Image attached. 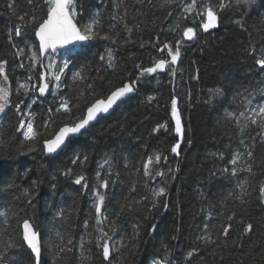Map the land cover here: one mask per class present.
<instances>
[{"label": "trees", "instance_id": "16d2710c", "mask_svg": "<svg viewBox=\"0 0 264 264\" xmlns=\"http://www.w3.org/2000/svg\"><path fill=\"white\" fill-rule=\"evenodd\" d=\"M12 2L0 0V61L8 62L6 72L13 89L11 103L0 119V211L8 208L18 215L11 218L7 232L0 228L4 264H34V254L20 236L24 218L41 233V264H154L165 260L167 264H264V198L260 196V187L264 186V142L257 135L262 129L248 122L241 132L234 119L228 117L230 112L246 111L248 100L253 108L264 103V69L256 63L264 54V0L253 4L228 0L223 10H219L221 0H197V11L208 3L218 12V27L207 32L202 29L205 17L183 12L191 0H177L171 7H162L163 0H76L78 23H86L99 13L103 31L110 36L119 32V37L116 44L97 38L70 47L75 54L61 87L57 89L50 83L51 92L44 98L38 92L25 95L20 90L17 94L15 89L19 83H41L42 69H30L27 45L38 43L36 24L28 21L34 9L36 16L43 17L46 5L44 0H34L31 5L28 0H15L10 8ZM115 4H119L122 20L111 19ZM25 13L21 21L19 16ZM125 23L139 26L133 28L131 42L127 43ZM112 24L114 29L109 27ZM17 27H21L20 37L15 35ZM187 27L196 30L192 41L183 38L182 31ZM178 42L181 57L175 79L168 71L140 78L136 95L112 115L71 140L56 157L46 154L43 140L50 139L63 124L71 123L65 113L56 112L60 99L67 97L75 104L74 97L84 87L72 81L74 72H81L93 85L95 96L85 92L91 103L136 80L141 68L153 66L161 58L170 59L167 50L158 49L165 43L175 48ZM17 48L25 49L23 56L17 57ZM109 48L116 58L115 69L107 66ZM101 55L105 60L100 59ZM64 58V51H58L55 63L59 65ZM29 74L32 81L27 80ZM149 96L155 99L149 101ZM174 97L179 101L182 141L171 114ZM33 98L35 104L31 103ZM20 101L21 110L30 107L35 126L43 132L36 143L24 142L16 130L21 117L15 105ZM87 106L81 102L73 112L82 116ZM45 123L47 129L42 127ZM160 125L167 127L154 131ZM177 143L179 155L172 151ZM245 145L252 146L251 159ZM236 152L243 155V160L233 175L230 161ZM157 153L161 162L152 168L162 171L164 177H156L145 187L143 165ZM85 155L86 162L73 163L77 156L82 160ZM106 157L113 161L111 176L106 175L107 167L99 168ZM245 161L252 166L251 173ZM136 169H140L139 174ZM98 171L102 179L109 181L104 207L109 220H115L114 231L107 222L105 230L123 244L113 247L110 260H105L96 246L93 193ZM79 175L85 176L87 189L83 182L75 183ZM133 181H138L134 192ZM158 187L166 188L164 196H153L152 189ZM122 204L127 205L123 211ZM228 223L232 225L229 236L218 235L220 226ZM249 223L252 231L245 234ZM205 224L217 243L205 244L198 239L205 234ZM10 237H15V244L9 248L6 245ZM69 239L71 244L67 243ZM82 239L87 257L83 261L79 246ZM60 247L65 250L57 256ZM194 248L198 254L189 258Z\"/></svg>", "mask_w": 264, "mask_h": 264}, {"label": "snow or ice", "instance_id": "6c2138e0", "mask_svg": "<svg viewBox=\"0 0 264 264\" xmlns=\"http://www.w3.org/2000/svg\"><path fill=\"white\" fill-rule=\"evenodd\" d=\"M34 0H28L29 5L33 4ZM238 2H243L245 4H253L255 0H238ZM12 3L9 4V7H13ZM177 0H163L162 7H171L173 4H176ZM44 4L46 5V12L43 17H38L35 15V9L33 10V15L30 17L28 23H35V36L38 38V45H27L30 50V56L28 59L30 60V69L34 70L36 66H39L42 71L40 73V81L41 83L37 85L36 83H19L15 89V92L19 94L20 90H23L24 94L27 95L29 92H38L40 96L45 95L49 90V85L54 84L55 88L59 89L61 87L62 77L65 76L66 70L69 68V64L71 62L72 56L75 54L73 48H69V45H75L76 42L89 41L93 39H104L110 40L112 44L117 43V39L119 37V32L116 33L115 36H110L108 33L103 31L104 25L102 23V19L100 14L97 13L95 18L90 19L88 22L80 24L78 23L77 17V5L76 0H44ZM228 6V0H221L219 5V10H223ZM184 13H192L196 12V15L205 17L202 22L203 31L207 32L209 29L216 28L219 25V16L217 10L214 9V6H209L208 3H204L199 11H197V0H191V2L183 7ZM114 15L111 16L113 21L122 20L123 17L119 16V4L114 5ZM171 15V12L168 13ZM20 15L19 19L21 21L24 20L25 16ZM124 15H127V10L125 9ZM186 18V17H185ZM110 28H115V24L109 26ZM138 28L139 26H128L127 23L124 24V31L127 33V38L125 43L131 42V34L133 32V28ZM15 35L17 37L21 36V27H17L15 29ZM183 38L192 41L196 38V30L193 27H187L182 31ZM11 38V36H10ZM157 43L159 42V38L157 37ZM151 43V42H149ZM16 47L15 45H13ZM58 49H64V55L66 58L62 60V63L57 65L55 63L54 57L58 54ZM167 50V55L170 59H158L154 62L153 66L141 68L136 80L123 84V86L116 88L111 91V93L104 99L97 98L93 102L89 103L87 97L85 96V92H87V96H95V90L91 83L87 82V77L82 75L81 72H74L72 74V81L75 83L77 81L80 82V85H84V87H80L79 93L74 99L76 103L73 104L67 97H62L60 99L59 107L56 109V112L65 113V119L71 121V123H65L63 126L59 127L57 131H55L50 139H44L43 145L47 153L52 154L56 153L58 150L62 148L69 140L70 136H75L77 134H84V130H87L89 125L97 121V118L102 114H107L114 106L118 105V102L122 101L125 97H128L129 94L133 93L136 88V82L140 78L148 75L152 76L156 74L158 71H168L171 77L175 79L177 75L178 68L176 65L178 64L181 57V44L178 42L173 48L170 44L165 43L163 47H160L158 51L164 52ZM24 48H17L16 55L17 57H21L24 55ZM107 53V66L111 69H115L117 67L116 58L113 56L112 49H106ZM100 59L105 60V56L101 55ZM47 61V62H46ZM7 60L0 61V113H4L5 109L10 105V97L13 94V89L9 84V77L6 72ZM257 65L264 69V54L261 55V58L257 59ZM24 64L21 62L20 67H23ZM139 68L140 66L137 65ZM28 81H32L33 77L29 74ZM155 99V97L149 96L148 100L151 101ZM81 102L88 105L86 107V113L84 115H78L73 112L74 108H79L81 106ZM23 101H20L15 105V111L21 117L18 123L17 131L21 132L24 142H38V138L43 135V132L35 126V116L31 112L30 107L25 106V109L21 110V105ZM32 104L36 103V99L33 98L31 100ZM178 98L174 97L171 101V114L175 120L176 132L180 135L183 134V128L181 123V115L178 108ZM246 111H240L238 114L236 113H228V117L234 119L235 123L238 127H240L241 132L245 128L248 127V122L252 125H256L262 132H258L257 135L261 136V142H264V103H258L255 108L252 107V101L248 100L245 105ZM52 112V109H49V113ZM244 121V123H241ZM44 129H47L48 124L45 123L42 125ZM160 127L166 128V125H160L154 131H159ZM3 136V132L0 131V137ZM255 141V137L252 138ZM241 144H244L245 141L242 139ZM250 145H245V151L248 159H251L253 156V152L251 150ZM180 148V144L177 143L172 151L179 155L178 149ZM29 150H32V145H29ZM166 159V157H165ZM77 160H80L81 163H84L88 160V157L77 156L73 163H76ZM243 160V155L240 152H236L234 157L231 159L230 163L233 165L231 172L233 175H236L237 167L236 165ZM161 162V155L159 153L155 154V156H149L146 162L143 165V178H144V186L147 187L150 182H154L156 177H164V173L159 170H153V164L158 165ZM247 171L251 173L252 166L247 164ZM107 167L106 175H112V167L113 161L110 158H105L102 163L99 164V168L101 170ZM127 167V165H125ZM227 171V169H225ZM71 170H69V173ZM66 173V174H69ZM136 173H140V169H136ZM83 182V184H82ZM96 186L94 189V208L96 212V220H95V232L96 236V246L102 250V255L105 260H110L111 253L113 247L115 245L123 244L119 240H114L113 236L109 234V231L105 230V225L107 222V227L114 231L115 220H109L107 215L105 205L106 199V191L109 186L108 179L101 178V172H97L96 174ZM75 183L77 185L83 186V188L87 189L88 185L84 175H79L75 178ZM138 181H133L131 191H136V184ZM103 190V191H102ZM166 193L165 187H158L152 189V194L154 197L164 196ZM260 196L264 198V186L260 187ZM127 200V197L124 198ZM31 203V201H28ZM126 204L121 205V210L123 211ZM14 215H18V213H13L11 209L6 208L3 211H0V228L3 229V232H7V228L10 226V220ZM62 215V213H61ZM209 219L211 218V214H209ZM232 217H229L231 220ZM23 231L20 234L22 240L26 243L27 247L31 250V253L34 254V264H40L41 261V242H40V234L38 230L34 227V223L30 221L28 218H24L22 221ZM88 225L85 224V228ZM222 231L218 235H222L227 238L229 236V231L232 227L230 223L226 225L220 226ZM209 225H204V235L198 237L200 241L205 244H215L216 240H213L211 235L208 234ZM252 224H247L244 229V233H250L252 231ZM3 233L0 232V235ZM68 244L72 243V240L69 239L67 241ZM15 244V237H10L8 239L6 247H12ZM81 248V258L82 261L87 259L84 255V241L83 239L80 242ZM65 248L60 247L58 251L55 253L57 256L63 252ZM71 250V249H69ZM118 250V249H117ZM193 254H198L197 249H193L188 253L189 258ZM0 264H4V257L0 255ZM154 264H167L165 261H154Z\"/></svg>", "mask_w": 264, "mask_h": 264}, {"label": "water", "instance_id": "95a60500", "mask_svg": "<svg viewBox=\"0 0 264 264\" xmlns=\"http://www.w3.org/2000/svg\"><path fill=\"white\" fill-rule=\"evenodd\" d=\"M36 41H37V43H39V41H38V38L36 37ZM86 41H82V42H76L75 43V45H69L68 47L70 48V47H74V46H78V45H81L82 43H85ZM58 51H64V49H58ZM158 72H160V71H158ZM50 92H51V87H50V85H49V90H48V92L45 94V95H43V96H40L39 95V93H38V95H39V97H41V98H44V97H47L49 94H50ZM136 88H135V91L133 92V93H131V94H129V96L128 97H125L122 101H120V102H118V105H116V106H114L107 114H102L101 116H99L98 118H97V121H94V122H92L90 125H89V127H88V129L87 130H84V134L86 133V132H88L93 126H95L101 119H103V118H105V117H108V116H110V115H112L114 112H115V110L125 101V100H127V99H129V98H131V97H133L135 94H136ZM183 128V127H182ZM184 133V132H183ZM84 134H77V135H75V136H70L69 137V140L66 142V144L64 145V146H62V148L60 149V150H58L56 153H52V154H49V153H47V155L49 156V157H56L57 155H59L62 151H64L66 148H67V146H68V144L70 143V141L71 140H73V139H78V138H80L82 135H84ZM180 135V134H179ZM180 138H181V141H182V139H183V134L182 135H180ZM22 231H23V225H22ZM40 234V233H39ZM40 242H41V255H42V238H41V234H40ZM25 243V242H24ZM25 245H26V243H25ZM27 246V245H26ZM28 248V247H27ZM29 249V248H28ZM30 250V249H29ZM31 251V250H30ZM41 262V261H40Z\"/></svg>", "mask_w": 264, "mask_h": 264}, {"label": "bare ground", "instance_id": "6f19581e", "mask_svg": "<svg viewBox=\"0 0 264 264\" xmlns=\"http://www.w3.org/2000/svg\"><path fill=\"white\" fill-rule=\"evenodd\" d=\"M60 52V51H59ZM136 91L138 92V86L136 85ZM136 92V93H137ZM136 95V94H135ZM184 132V131H183ZM184 134V133H183ZM46 151V150H45ZM47 154V153H46ZM39 232V231H38ZM40 233V232H39ZM41 234V233H40ZM42 238V237H41ZM24 242V241H23ZM40 264H41V262H40Z\"/></svg>", "mask_w": 264, "mask_h": 264}, {"label": "rangeland", "instance_id": "374dc122", "mask_svg": "<svg viewBox=\"0 0 264 264\" xmlns=\"http://www.w3.org/2000/svg\"><path fill=\"white\" fill-rule=\"evenodd\" d=\"M2 114H3V113H0V119H1Z\"/></svg>", "mask_w": 264, "mask_h": 264}]
</instances>
